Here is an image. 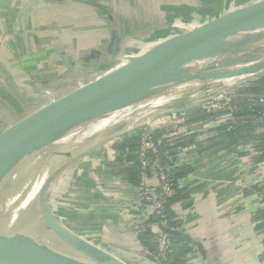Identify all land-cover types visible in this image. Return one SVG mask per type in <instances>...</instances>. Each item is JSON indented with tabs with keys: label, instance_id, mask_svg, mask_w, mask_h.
<instances>
[{
	"label": "crops",
	"instance_id": "crops-1",
	"mask_svg": "<svg viewBox=\"0 0 264 264\" xmlns=\"http://www.w3.org/2000/svg\"><path fill=\"white\" fill-rule=\"evenodd\" d=\"M262 1L221 0L204 16L201 9L214 0H0V113L6 124L11 115L16 122L43 106L52 87L62 96L171 37ZM66 63L79 77L61 82ZM224 127H186L192 151L176 160L186 174L176 181L170 211L174 234L200 255L189 245L178 264H264V161H257L249 130L232 144ZM130 170L101 146L58 176L51 207L65 226L124 262L155 264L139 234L146 227L156 234L159 226L143 217L142 191ZM150 184L156 188L157 180Z\"/></svg>",
	"mask_w": 264,
	"mask_h": 264
},
{
	"label": "water",
	"instance_id": "water-1",
	"mask_svg": "<svg viewBox=\"0 0 264 264\" xmlns=\"http://www.w3.org/2000/svg\"><path fill=\"white\" fill-rule=\"evenodd\" d=\"M263 47L264 1L171 37L128 64L79 83L62 96H56L52 92L55 87H52L45 94L48 100L43 106L14 123L6 124L0 113V126H6L0 134V264H128L65 226L51 207L50 194L58 176L81 158L140 127L124 130V122H119L100 135L91 134L71 141L112 113L169 95L182 87L261 73L264 58L243 66L221 65ZM67 66L68 72L61 82L69 77H79L74 75L71 64ZM65 140L61 147L35 166L43 168L45 178L37 195L39 214L29 205L25 206L27 211L30 210L27 221L15 211L10 214L4 201L10 173L33 164L43 152ZM53 156H58V161L61 159L59 165L50 164L49 159ZM12 215L17 221H23L21 223H43L57 245L46 249L40 237L18 226ZM196 249L200 255L198 247Z\"/></svg>",
	"mask_w": 264,
	"mask_h": 264
},
{
	"label": "rangeland",
	"instance_id": "rangeland-1",
	"mask_svg": "<svg viewBox=\"0 0 264 264\" xmlns=\"http://www.w3.org/2000/svg\"><path fill=\"white\" fill-rule=\"evenodd\" d=\"M220 2L221 0H214V3L211 6L206 5V8L201 9L202 14L206 16L210 13L216 12L219 6L221 8L224 3ZM181 7L185 9V12H192V9H189L185 4L181 5ZM193 12L195 14H201L200 11L195 12V10H193ZM261 58H264V47L231 59L223 63L221 66H243ZM262 77H264V71L257 74L254 73L248 77L232 76L210 80L205 83H200L199 86L197 83L188 91L177 94L171 93L169 101H166L165 103H159L163 99L162 98L117 111L115 114L109 115L100 122L89 126L83 134L76 136V139L71 142L78 141L77 139H81L82 136L88 137L91 134L100 135L111 126L119 122H124L123 127L125 125V127L128 126V128L133 129L139 126V130H151L153 134L162 133L163 136H167L168 145L170 147L172 146V149L182 148L183 145L178 146V144L181 143L178 141L182 140L184 137L190 139L188 138L189 136H187V132L189 131L186 128L190 124L201 125L202 130H207V128L212 125H223L224 122L222 120L219 122V119H223L225 114L229 112L234 102L236 103L239 100L264 98V93H252L247 91L249 89H253V83ZM14 117V115L9 117L10 122L7 123L8 125L14 123ZM262 123L264 122L259 123V125H252L255 127L254 134L264 132ZM204 126L207 127L204 128ZM4 127L5 126H1L0 130H3ZM128 128L126 130H128ZM246 131L247 130H245V132ZM204 133L206 138H212L211 136H213L210 133L206 134L207 131ZM249 136V138H251V135ZM120 139L121 138H118L108 144H105L102 148L106 150L107 147L118 144ZM211 141H213V139H211ZM65 142L66 140L56 143L52 148L48 149L46 153L43 152L40 156H38L36 160L33 161V164L31 162V164L22 168L20 167L17 171L15 170L10 173L7 178L4 193V201L10 214L15 211V213L20 216L22 220L26 219L27 221V219H29L30 210L27 211V209H25L27 206L25 207L24 203L27 193H31L28 189L30 187L29 185L31 182V175L33 174L32 172H37V181L39 182L42 177L40 172L43 168L39 166V169L36 170L38 167L35 168V166L46 160L51 153H53L58 147H61ZM215 144L216 143H213L212 145ZM181 157L183 156H179V160ZM58 159V156H53V158L49 159V162H51L50 164L52 166H57L61 162V159L59 161ZM52 162L55 163L52 164ZM14 191L17 192V196L14 195Z\"/></svg>",
	"mask_w": 264,
	"mask_h": 264
},
{
	"label": "built area",
	"instance_id": "built-area-1",
	"mask_svg": "<svg viewBox=\"0 0 264 264\" xmlns=\"http://www.w3.org/2000/svg\"><path fill=\"white\" fill-rule=\"evenodd\" d=\"M247 101L250 104L248 112L253 113V115H245L244 109L234 102L223 119H219V122L222 120L224 122L223 125L228 126V131H232L235 126L248 123L259 125V123L264 122V98ZM256 107L261 109L257 111ZM138 138L136 149L126 146L124 150L119 152L111 145L106 148V152L114 160L119 159L123 166L137 170L139 189L142 191V215L149 221L152 216L160 220L158 232L156 233L154 260L163 264L171 254L173 246L171 238L164 231V228L169 224L167 204L176 194L172 170L175 169L176 160H179V156H188L192 151V147L187 145L182 148L172 149V146L168 145L167 136L155 137L153 132L147 129L140 130ZM131 156H135V160H130L129 157ZM152 178L157 180L156 188L150 184ZM259 196L264 207V186ZM191 247L192 252L196 254L195 247L193 245Z\"/></svg>",
	"mask_w": 264,
	"mask_h": 264
},
{
	"label": "trees",
	"instance_id": "trees-1",
	"mask_svg": "<svg viewBox=\"0 0 264 264\" xmlns=\"http://www.w3.org/2000/svg\"><path fill=\"white\" fill-rule=\"evenodd\" d=\"M248 89V88H247ZM247 91H250L252 93H264V77L260 78L259 80H256L253 83V89H249ZM237 104H239L243 109H244V113L245 115H253V113H249L248 112V106L250 105L249 102L247 100H239L238 102H236ZM257 111L260 110L261 108L256 107L255 108ZM214 117V116H213ZM262 127L264 128V123L262 124ZM225 129L227 127H224ZM245 130H249V135H251L250 139H253L256 141L257 143V151L260 153V155L257 158L258 162H262L264 161V132L262 133H255V127H253L250 123L245 124V125H239V126H235L233 128L232 131H228L226 129L225 133V137L226 139L234 144L239 142L243 137L242 135V131ZM140 133V130L137 131L134 134H130V135H126L124 137H122L120 139V141L118 142V144L114 145V147L120 152L122 150L125 149L126 146L131 147L132 149H136L138 146V134ZM155 137L158 136H162V133H154ZM250 137V136H249ZM192 139H187V138H183L182 140H179L178 142H181L178 144V146H187V145H191L192 144ZM130 160H135V156H131L129 157ZM185 171L179 168H175L172 170V176H173V180H174V187H175V196L169 201V203L167 204V211H168V215H169V224L167 225L166 228L167 229V234L169 235V237L172 240V252L171 254L168 256V259L163 263V264H178L179 262H181V258H183V256L188 252V248L189 245H191V242L188 241L187 237H185L183 234H174L172 233L173 228L175 227V224L173 222V215L170 211L172 204L175 202V200L177 199V193H178V186L176 185V181L178 180V178L182 177L183 175H185ZM129 175L131 176V180L134 181V183L137 185L139 183V178H138V172L136 169H131L129 171ZM151 222L152 224H156L158 225L159 223V218L152 216L151 218ZM149 228L146 230H144L143 232H141L139 234V238L141 239V242L145 245H150L152 246V249L154 251V253L156 252V234L152 233L151 231H149ZM149 231V232H148Z\"/></svg>",
	"mask_w": 264,
	"mask_h": 264
},
{
	"label": "bare ground",
	"instance_id": "bare-ground-1",
	"mask_svg": "<svg viewBox=\"0 0 264 264\" xmlns=\"http://www.w3.org/2000/svg\"><path fill=\"white\" fill-rule=\"evenodd\" d=\"M262 59V58H261ZM192 87L191 86H185V87H182L178 90H175L173 92H171L172 94H177V93H181V92H185V91H188L190 90ZM170 93V94H171ZM162 95L160 96L158 99H162L159 103H165L166 101H169V96L171 95ZM153 100H157L156 98L153 99ZM153 100H150V101H153ZM148 102V101H147ZM116 113V112H115ZM115 113H112V114H115ZM110 114V115H112ZM109 116V115H108ZM107 116V117H108ZM106 118V117H105ZM104 118V119H105ZM102 120V119H101ZM100 120V121H101ZM98 121V122H100ZM96 122V123H98ZM101 129V128H100ZM129 130H132V128H130ZM39 167L36 169L38 170ZM41 172H43V169L41 170ZM40 172V175L42 176ZM37 172H33V174L31 175V184H30V191L31 193L27 194L26 195V199H25V206L29 205L30 208L37 214H39V204H38V192L40 190V188L42 187V184L44 183V177L42 176L41 177V180L38 182L37 181ZM29 180V179H28ZM30 181V180H29ZM28 182V181H27ZM14 195L17 196V192L14 191ZM25 196V195H24ZM25 198V197H24ZM15 203L17 204V202L15 201ZM15 213V212H14ZM16 214V213H15ZM12 220L13 222L15 221L17 223L18 226L22 227V228H25V229H28L30 232L32 233H35L36 236L40 237L41 239V243L42 245L46 248V249H49V248H52V247H55L57 245V242L55 240V238L53 237V235L51 234V232L44 226L43 223H35L33 222L32 224H27V223H21L23 221H17L15 219V217L12 215Z\"/></svg>",
	"mask_w": 264,
	"mask_h": 264
}]
</instances>
